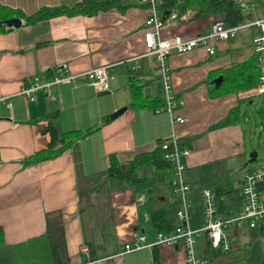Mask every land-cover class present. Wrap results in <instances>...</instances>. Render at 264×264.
Listing matches in <instances>:
<instances>
[{"label":"crops","instance_id":"0c3cea01","mask_svg":"<svg viewBox=\"0 0 264 264\" xmlns=\"http://www.w3.org/2000/svg\"><path fill=\"white\" fill-rule=\"evenodd\" d=\"M101 1L105 0H0V5L31 14L44 6L71 8ZM256 7L260 6L245 10ZM194 12V8L178 12L161 28L160 37L188 38L207 32L214 18L194 16ZM148 14L149 8L136 0H115L107 9L91 14H58L34 24H25L21 18L17 27L4 24L0 97L8 96L11 106L0 100V264H154V252L158 264H188L180 244L160 243L118 254L137 233L147 241L154 239L153 210L162 209L176 224L179 202L168 167L148 162L139 169L141 179L135 183L113 177L107 170L109 154H116L119 161L129 160L153 150L155 141L171 132L189 149L183 173L190 187L188 225L204 226V187L214 191L219 213L232 214L240 208L239 183L242 172L249 169V148L239 120L227 122L226 115L244 99L239 94L244 89L213 92L211 74L218 75L250 55L256 29L241 28L234 37L217 40L212 55L203 46L168 54L171 87L178 102L173 114L185 118L172 123L169 114L160 110L163 104H131L133 78L140 95L163 97L157 61L145 54L143 20ZM104 63L111 64L112 75L106 91H96L79 76L75 82L51 86L53 97L44 90L36 91L31 101L18 94L33 76L43 82L60 68L79 74ZM122 106H126L122 113L109 117ZM50 124L58 133L97 128L73 139L55 157L24 164L26 157L49 142ZM246 228L263 232L264 221L239 228L237 246L226 252L209 248L201 230L196 254L206 258V264H231L240 257L233 252L248 244L250 229ZM239 234L246 239H239Z\"/></svg>","mask_w":264,"mask_h":264},{"label":"built area","instance_id":"2783aa9c","mask_svg":"<svg viewBox=\"0 0 264 264\" xmlns=\"http://www.w3.org/2000/svg\"><path fill=\"white\" fill-rule=\"evenodd\" d=\"M139 4L149 8L148 16L143 20L145 54L155 57L161 73L163 86L164 104L160 110L169 114L170 122L184 121L185 118L174 115L173 110L178 105L171 87L170 69L167 56L171 52H186L194 47L203 46L208 55L216 51L215 42L217 40H227L234 37L241 28L254 27L251 47L256 55L258 69L257 83L248 89L239 92L243 98H248L254 94L264 93V0H235L241 10L253 8L258 4L263 13L253 21L240 23L232 26L226 25L222 20H214L208 31L196 33L186 38L183 36H172L168 38L160 37V30L170 19L179 16L178 11L173 7H164L163 0H136ZM168 9L169 14L163 19V11ZM181 17H183L181 15ZM111 64L104 63L79 73H70L65 69L47 81H39L38 76H33L22 85L18 94H22L28 101L33 100L34 94L38 90H44L48 96L53 97L50 87L59 83L75 82L76 78L83 76L85 82L95 88L96 91L108 90V79L112 77L109 72ZM0 100L8 107L11 102L8 96H1ZM154 147L161 150V157L167 162L170 172V185L177 193L179 207L175 212L176 224L169 232H157L152 241H147L142 233L134 235L131 241L125 242L118 254L138 249L144 246H153L164 243L171 246L181 245L185 252V259L188 264H206L207 259L196 254L195 246L197 236L204 230L209 241V247L222 252L233 250L237 231L243 225L255 227L260 221H264V196L258 185L264 183V164L258 167L246 169L242 172L239 183L240 208L236 213L222 214L216 208V195L211 188L201 189V205L204 215V226L201 229L191 228L187 221L189 216L190 202L186 199V194L190 188L184 179L185 163L184 159L189 153V149L182 146L174 132L155 141Z\"/></svg>","mask_w":264,"mask_h":264},{"label":"trees","instance_id":"16d2710c","mask_svg":"<svg viewBox=\"0 0 264 264\" xmlns=\"http://www.w3.org/2000/svg\"><path fill=\"white\" fill-rule=\"evenodd\" d=\"M115 0H105L96 2L91 5H75L71 8L64 6L40 7L31 14H25L17 8L6 7L0 5V31L4 29V19L11 16H18L24 19L25 24H34L39 20L56 16L58 14L72 15L77 12L91 14L98 10L107 9L112 6ZM166 8H175L179 13L187 9L194 8V16H212L213 20H222L226 25L232 26L240 24L243 21L242 10L235 3V0H179L176 3H164ZM222 74V81L218 87H213V92H237L242 89L253 87L257 83L258 69L256 63V55L252 52L247 57L232 63L229 67L218 71ZM132 91V106L140 107L149 105L152 107L161 106L164 104L163 97H148L140 95L139 84H136L135 78L131 79ZM239 120L238 105L230 108L226 115L227 122H237ZM95 127H88L83 130L71 129L58 133L53 125H48L47 130L50 133V140L44 148L36 150L32 155H29L23 160L24 164L36 163L60 154L67 146L70 145L73 139L84 136L93 130ZM152 162L158 168L167 167V162L161 157V150L154 147L151 151H144L135 154L131 159L119 161L116 154L108 155V174L127 180L129 183H135L141 179L139 169ZM258 189H264V183L258 185ZM151 218L154 226V232H169L173 229V219L168 218L162 209H155L151 213ZM2 229L0 227V243L2 242ZM211 248V247H209ZM154 264H158L157 253L153 254ZM264 264V255L262 257Z\"/></svg>","mask_w":264,"mask_h":264},{"label":"rangeland","instance_id":"374dc122","mask_svg":"<svg viewBox=\"0 0 264 264\" xmlns=\"http://www.w3.org/2000/svg\"><path fill=\"white\" fill-rule=\"evenodd\" d=\"M242 14L244 22L253 21L262 15L260 7H256L254 10H244ZM216 76V72H213L211 74L212 80ZM238 112L239 125L245 133V144L250 150L255 149L257 151L256 160L254 162H248L247 168L261 166L264 164V93L254 94L238 101ZM246 159H248V154ZM245 227L248 226H242V228ZM246 229H250V232L248 230L249 233H247L248 244L242 250L232 251L240 257H243L241 259L239 257V259L233 261L231 264H262L261 260L264 255V231L260 232L256 228ZM239 235V239H246L244 234ZM249 250L250 252L248 254Z\"/></svg>","mask_w":264,"mask_h":264},{"label":"water","instance_id":"95a60500","mask_svg":"<svg viewBox=\"0 0 264 264\" xmlns=\"http://www.w3.org/2000/svg\"><path fill=\"white\" fill-rule=\"evenodd\" d=\"M169 14V10L166 9L163 11L162 14V18L164 19L167 15ZM4 24H6L7 26H13V27H17L21 24V18L18 16H11L8 17L6 19H4ZM222 74H218L212 81L214 83L215 87H218L219 84L222 81ZM126 109V106H122L119 107L118 109H116L115 111H113L112 113H110L109 117L110 118H114L116 116H118L120 113H122L124 110ZM256 156H257V151L255 149H251L248 151V162H254L256 160Z\"/></svg>","mask_w":264,"mask_h":264}]
</instances>
